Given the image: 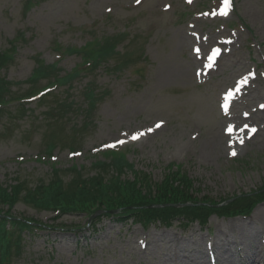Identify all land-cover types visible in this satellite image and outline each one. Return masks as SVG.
I'll return each mask as SVG.
<instances>
[{
    "label": "rangeland",
    "instance_id": "obj_1",
    "mask_svg": "<svg viewBox=\"0 0 264 264\" xmlns=\"http://www.w3.org/2000/svg\"><path fill=\"white\" fill-rule=\"evenodd\" d=\"M26 1L0 0V50L24 35L1 72L7 81L24 83L36 57L69 73L80 59L58 60L54 43L80 48L95 37L124 36L115 63L127 69L117 73L113 61L103 63L42 105L32 100L24 111L3 113L0 184L17 178L33 189L52 178L53 168L68 183L74 166L91 177L92 165L112 150L125 152L154 183L169 166L181 167L214 202L264 187V0H232L225 15L221 0H45L28 12ZM88 83L100 99L85 112ZM244 123L257 131L234 147ZM261 209L264 203L244 218L211 217L205 227L142 229L102 218L93 229L84 216L54 222L52 214L20 203L13 215L43 227L24 236V254L14 264H193L176 258L177 250L205 252L196 264H245L237 244L247 234L238 223Z\"/></svg>",
    "mask_w": 264,
    "mask_h": 264
},
{
    "label": "trees",
    "instance_id": "obj_2",
    "mask_svg": "<svg viewBox=\"0 0 264 264\" xmlns=\"http://www.w3.org/2000/svg\"><path fill=\"white\" fill-rule=\"evenodd\" d=\"M44 1L27 0L26 6ZM122 37L124 36L102 39L95 37L91 43L80 49L56 47L61 57L78 55L81 59L76 69L64 76H60L55 65L47 66L37 60L30 78L25 83L9 82L0 74V118L8 110L24 111L27 107L25 101L38 93L65 85L70 88L81 73L93 72L111 60L115 63V58L119 55L116 48ZM13 52L12 44L10 48L0 51V72L13 64ZM113 68L118 72L126 69L119 62L115 63ZM41 82L44 83L39 85ZM22 84H28L29 87L23 90L20 88ZM48 95L42 96L38 105H42ZM82 96L87 101L85 112L93 108L100 99L98 93L92 89L91 83L83 88ZM11 104L17 106L11 107ZM106 158L108 160L93 165L95 172L91 177L83 178L80 171L73 169L75 177L68 183L61 180L62 173L54 169L49 181L33 189L28 188L27 184L19 179H15L14 185L0 184V207L9 208L5 213H1L0 209V264H11L14 257L21 255L20 236L29 231L33 223L15 219L10 214V210L20 202L37 211L56 213L58 218L81 214L89 218L97 212H102L101 216L114 219L118 223L132 220L145 228L157 223L169 227L174 220L204 224L212 213L226 216L248 214L256 203L264 201L263 187L253 194L254 197L239 198L227 206L219 207L220 203L209 201L208 195H201L202 192L194 188L193 181L179 166H169L162 181L153 183L149 175L134 171L124 153H110ZM126 171L132 173V179L122 178ZM115 211L117 213L112 214ZM9 226L16 233L9 231Z\"/></svg>",
    "mask_w": 264,
    "mask_h": 264
},
{
    "label": "bare ground",
    "instance_id": "obj_3",
    "mask_svg": "<svg viewBox=\"0 0 264 264\" xmlns=\"http://www.w3.org/2000/svg\"><path fill=\"white\" fill-rule=\"evenodd\" d=\"M239 134L243 135L244 132H241ZM232 138L233 136L231 134L230 142L232 141ZM245 140L247 141V139ZM238 224H240L243 227L245 234H247L246 236L247 238L244 239V233H243L241 235V239H242L241 242L237 244V247L238 245H240L246 252L245 253L241 250V252H243V254L245 255V259H242V260H244L245 264H248L247 260L251 261V264H255L254 261L257 263L261 262L262 264H264V209L259 210L257 215L251 217L250 219L246 221H240ZM175 242L177 243L175 246L177 248L179 245V241L177 237L175 238ZM236 242L237 241H234L233 243H236ZM148 245L149 244H146V246ZM214 245H215L214 242H212L211 244L212 248H214ZM234 245L236 246V244ZM204 255H205V252H201V253H198L197 256H192L191 252L187 250H177L176 258L184 259L183 261L196 264L198 261H200L201 258L205 259ZM206 257H210V255L206 253Z\"/></svg>",
    "mask_w": 264,
    "mask_h": 264
},
{
    "label": "snow or ice",
    "instance_id": "obj_4",
    "mask_svg": "<svg viewBox=\"0 0 264 264\" xmlns=\"http://www.w3.org/2000/svg\"><path fill=\"white\" fill-rule=\"evenodd\" d=\"M137 3H139V0H137ZM228 6H229V0H223L224 11L221 12L222 15L227 14V13H226V10H227ZM157 126L159 127V125H157ZM114 146H115V145H109V146H107V147H114Z\"/></svg>",
    "mask_w": 264,
    "mask_h": 264
}]
</instances>
